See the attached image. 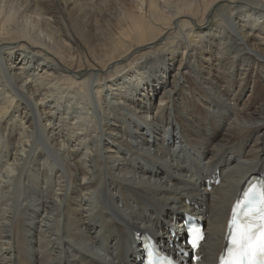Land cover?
I'll list each match as a JSON object with an SVG mask.
<instances>
[{"label":"bare ground","instance_id":"1","mask_svg":"<svg viewBox=\"0 0 264 264\" xmlns=\"http://www.w3.org/2000/svg\"><path fill=\"white\" fill-rule=\"evenodd\" d=\"M262 174L264 0H0V264H217Z\"/></svg>","mask_w":264,"mask_h":264},{"label":"rangeland","instance_id":"2","mask_svg":"<svg viewBox=\"0 0 264 264\" xmlns=\"http://www.w3.org/2000/svg\"><path fill=\"white\" fill-rule=\"evenodd\" d=\"M218 184L219 183H217V186H218ZM184 217H187V216H191L192 218H196V216L194 215V213L192 212V210L191 209H187V208H185L183 211H182V213H181ZM196 220H198L197 218H196ZM200 221H201V223H202V225L203 226H206V221L205 220H203V219H199ZM130 242L132 243V241L130 240ZM183 243H185V242H183ZM132 245H133V243H132Z\"/></svg>","mask_w":264,"mask_h":264}]
</instances>
